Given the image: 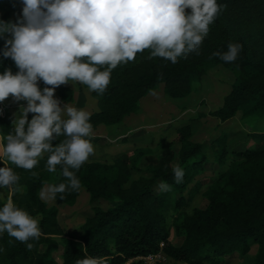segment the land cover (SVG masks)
<instances>
[{
  "label": "trees",
  "instance_id": "trees-1",
  "mask_svg": "<svg viewBox=\"0 0 264 264\" xmlns=\"http://www.w3.org/2000/svg\"><path fill=\"white\" fill-rule=\"evenodd\" d=\"M217 3L224 7L209 25L199 54L191 53L173 64L151 57L150 50L146 49L137 53L134 60L111 70L104 95L113 97L114 101L108 109L103 97L98 96L101 111L90 116L93 128L101 123H119L137 111L140 100L160 83H165L172 92L179 90L175 95L188 92L192 82L212 62L242 71L238 84L212 116L227 121L243 108L264 116V0H217ZM0 19L11 21V14L5 12ZM229 43H240L243 49L237 60L226 63L213 53L226 52ZM3 47L4 40L0 39V50ZM7 69L13 73L18 71L10 58L0 55V72ZM38 84L40 88L51 87L43 81ZM65 89L64 84L59 86L60 92ZM1 109L0 105V135L4 144L14 126L12 113L3 114ZM32 115L29 114L30 119ZM64 139L58 137L54 145ZM255 139L258 140L255 147L236 153L228 169L211 186L206 194L208 208L195 210L176 228L177 231L181 228L185 236L179 247L168 241L169 232L160 210L165 199L155 194L154 187L161 180L172 188L185 189L203 169L201 160L191 161L202 154V144L187 142L182 146L179 166L185 174L179 184L173 175L177 166L173 152L145 170L138 169L128 155L117 157L113 164L85 162L76 171L80 190L86 189L92 203L103 200L116 205L108 209L94 208L93 215L82 226V233L71 236L66 243L61 263L53 256L60 249L54 237L69 236V233L58 221L57 204H74L80 190L57 194V204L49 205L39 197L41 188L48 183H67V180L61 175L59 165L56 172L47 170L48 154L32 170L17 168L0 158V166L13 168L20 177L12 194L14 203L32 217H41V236L29 241L33 243L31 250L6 232L0 234V264H76L85 257L102 258L106 264H124L131 258L149 254L160 240L166 242V252L175 262L192 264L209 261L219 264L221 257L238 250L246 254L252 242L259 243L253 264H264V133ZM136 170L142 173L134 179ZM4 203L0 198V206ZM43 245L46 249L41 251Z\"/></svg>",
  "mask_w": 264,
  "mask_h": 264
},
{
  "label": "clouds",
  "instance_id": "clouds-1",
  "mask_svg": "<svg viewBox=\"0 0 264 264\" xmlns=\"http://www.w3.org/2000/svg\"><path fill=\"white\" fill-rule=\"evenodd\" d=\"M22 9L16 22L0 19V55L10 58L17 72H0V102L10 96L21 105L15 115L13 132L6 136L3 156L17 168L34 169L48 154L49 172L61 168L67 183L41 188L42 200L57 194L79 191L76 175L94 154L91 142V114L54 98L55 89L70 81L87 85L103 94L111 70L150 50L151 57L171 63L199 54L209 25L224 5L217 0H20ZM243 45L229 43L227 51L213 53L224 62L237 60ZM104 70H101V69ZM45 85L41 89L38 82ZM33 114L29 120V114ZM65 137L56 143L58 137ZM2 163V162H0ZM35 174V173H34ZM177 165L173 175L177 184L184 178ZM20 177L8 166H0V190L7 188L6 202L0 206V234L7 233L31 250L41 236L39 222L12 199ZM161 192L171 186L161 182ZM0 198L4 194L0 192ZM61 199L63 196L61 195ZM76 264H106L102 258L85 257Z\"/></svg>",
  "mask_w": 264,
  "mask_h": 264
},
{
  "label": "rangeland",
  "instance_id": "rangeland-1",
  "mask_svg": "<svg viewBox=\"0 0 264 264\" xmlns=\"http://www.w3.org/2000/svg\"><path fill=\"white\" fill-rule=\"evenodd\" d=\"M21 9L20 0H4L0 3V15L9 12L11 22L17 20ZM241 74L242 71L228 68L221 62H212L206 72L192 82L188 92L175 95L179 90L172 92L165 83H160L140 100L137 111L126 115L119 123H101L93 128L91 142L95 151L86 163L113 164L117 157L128 155L138 169L145 170L149 166L157 165L161 158L173 152L176 155L174 165H179L183 145L187 142L202 144V154L191 161L201 160L203 169L185 189L171 187L170 191L161 192L158 188L163 182L161 180L154 187L155 194L165 199L160 210L169 232L168 241L173 246H182L185 241L182 229L176 230L185 217L195 210L208 208L210 203L206 194L219 176L228 169L235 154L254 148L258 143L255 136L264 133V116L250 113L245 108L227 121L212 116L213 112L223 106L226 97L238 84ZM44 87L47 86L41 89ZM64 87L67 89L60 92L58 87L54 92V98L61 102V107L66 104L84 109L91 116L101 111L98 96L103 97L108 109L114 101L113 97L90 91L87 85L77 81H70L64 84ZM0 105L3 114L6 111L11 112L14 120L15 115L19 116L21 105L26 106V101L16 102L10 96L0 102ZM0 158L8 162L3 156L1 135ZM141 173V170H136L133 178H139ZM0 192L4 194V198L1 199L6 202L9 190L5 188ZM44 201L49 205L57 204L56 199ZM115 205L103 200L92 203L90 194L84 188L80 190L74 204H57L58 221L66 228L69 236L54 237L60 245V249L53 253L54 259L63 262L66 243L71 236L82 233V226L86 219L93 215L95 207L108 209ZM33 218L40 225L41 217ZM166 246V242L160 240L158 247L149 253L158 256L156 264H192L175 262L166 252ZM45 249L46 245L41 246V251ZM258 252L259 243L252 242L248 253L235 251L221 257L219 264H253ZM204 264L215 263L209 261Z\"/></svg>",
  "mask_w": 264,
  "mask_h": 264
},
{
  "label": "built area",
  "instance_id": "built-area-1",
  "mask_svg": "<svg viewBox=\"0 0 264 264\" xmlns=\"http://www.w3.org/2000/svg\"><path fill=\"white\" fill-rule=\"evenodd\" d=\"M157 258L158 256L154 254L136 256L134 258L129 259L126 264H133L134 262L138 264H156Z\"/></svg>",
  "mask_w": 264,
  "mask_h": 264
}]
</instances>
